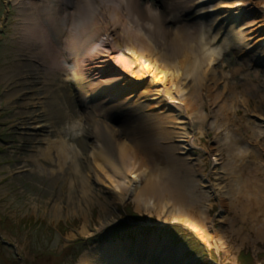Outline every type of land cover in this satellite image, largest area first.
Segmentation results:
<instances>
[{
	"label": "rangeland",
	"instance_id": "obj_1",
	"mask_svg": "<svg viewBox=\"0 0 264 264\" xmlns=\"http://www.w3.org/2000/svg\"><path fill=\"white\" fill-rule=\"evenodd\" d=\"M17 1L0 0V264H264V0H240L243 5L227 14L213 10L217 0L210 2L206 23L217 21L209 49L219 53L202 80L182 77L178 83L176 98L186 100L188 111L163 95L97 110L60 94L58 101L48 100L51 95L36 100L26 89L45 75L32 68L35 62L30 67L22 50ZM165 1L138 0L157 17L153 25L168 32L162 42L184 21L197 20L184 14L191 6L172 8ZM249 24L261 31L254 40L244 36L240 45L223 49L233 26ZM146 33L155 39L152 24ZM188 45L193 48L194 40ZM188 50L176 60L199 59L197 48ZM150 83L146 79V87ZM62 86L75 95L71 82ZM38 121L47 127L36 128ZM98 132L103 143L111 136L130 147L145 142L139 159L146 160L150 182L164 194L147 196L144 203L127 189L120 199L82 155L90 154ZM58 137L70 148L63 162L50 145ZM109 155L117 162L114 152ZM116 167V183L122 184L124 168ZM82 188L89 198L79 197ZM169 196L184 203L181 212L204 218L213 246L170 223L177 208Z\"/></svg>",
	"mask_w": 264,
	"mask_h": 264
},
{
	"label": "bare ground",
	"instance_id": "obj_2",
	"mask_svg": "<svg viewBox=\"0 0 264 264\" xmlns=\"http://www.w3.org/2000/svg\"><path fill=\"white\" fill-rule=\"evenodd\" d=\"M211 1L166 0L165 2L172 8L179 7L181 4L191 6L192 10L186 9L184 14L187 15L188 12V16L194 17L195 15L197 20L191 23L184 21V26L176 28L175 34L176 29L172 32L173 37L162 42L159 41L161 36L168 32L153 25V23L156 24L157 17L153 12L151 13L152 10L148 5L143 7L138 5V0H120L118 5L106 3L104 0H19L17 4H21L23 23L20 29L22 50L29 56L30 67L33 66L34 70L41 69L40 72L45 75L42 80L33 79L26 90L32 91L36 100L39 95L44 101L48 95H51L48 100L58 101L60 94L77 105L81 102L83 106L96 110L99 107L110 109L111 107H129L134 102L142 103L141 100L150 95H163L170 105L180 106L188 111L189 106L186 100L176 98L178 83L182 77V80L189 78L193 82L196 79L202 80L210 65L214 63L213 54L219 53V51L209 49L210 42L216 37L214 34L210 35L209 32L217 21L215 17L211 22L206 23L205 17L210 14L207 8ZM86 4L91 6L85 7ZM242 5L240 0L223 2L217 0L213 10L227 14L228 11H234ZM183 16L179 15L176 19H181ZM237 20L235 17L233 24ZM149 24H152L155 39L146 33ZM236 28L232 27L231 33L223 42V49L240 45L244 36L254 40L261 32L255 24H249L240 30ZM190 30L192 32H189ZM180 35L185 36L183 40L179 38ZM193 40L195 44L193 48H197L200 53L197 54L199 59L194 55L187 62L176 60L179 55L182 56L181 51L188 53L190 52L188 49L193 50L188 45ZM250 45L246 44V47ZM34 62L36 65L40 64V67L32 65ZM146 79L151 81L148 87H146ZM66 82L73 84L75 95L66 94L65 86H62V83ZM142 86V90L138 93ZM204 118L205 116L200 111L197 119L203 120ZM45 123L46 121H38L36 128L45 129L47 127ZM100 135L101 132H98L95 145L90 147L89 155H84L82 151L85 149L82 146L76 148L83 153H81L83 156L89 157L93 171L103 180V183L118 193L120 199H125L124 191L127 189L130 190L129 194L144 203L148 200L147 196L153 197L155 193L164 194L157 189L156 184L150 182L146 160L139 159V152L145 154L143 148L145 142H134L130 147L124 140L118 141L111 136L108 138L111 144L109 146L107 141L104 143L103 140L101 141ZM58 138L50 145L57 154L55 158L63 162L70 148L64 138ZM113 152L117 155V162L111 158L112 155H109ZM40 156L42 159H48L44 151ZM77 163L78 161L74 163V169L80 173L79 168L81 167L78 168ZM117 164L124 168L122 184L116 183ZM127 177L133 182L128 181ZM78 178L81 181L80 174ZM71 180L69 181L72 183L69 182V184H73V179ZM85 188L81 189L80 198H89ZM178 188V193L181 195L180 186ZM61 189L63 187L58 185V194ZM70 189L68 188L67 194L70 193ZM168 199L172 200L173 208H177V213L170 223L181 225L194 233L203 244L213 246L214 237L209 231L210 227L204 223V218L198 215V218H195L194 215L181 212L180 209L183 208L184 203L170 196Z\"/></svg>",
	"mask_w": 264,
	"mask_h": 264
},
{
	"label": "snow or ice",
	"instance_id": "obj_3",
	"mask_svg": "<svg viewBox=\"0 0 264 264\" xmlns=\"http://www.w3.org/2000/svg\"><path fill=\"white\" fill-rule=\"evenodd\" d=\"M106 3H116L117 5L119 4L120 0H104ZM91 5H85V7H90ZM98 6V5H97Z\"/></svg>",
	"mask_w": 264,
	"mask_h": 264
}]
</instances>
